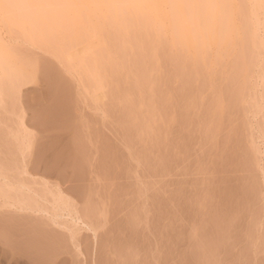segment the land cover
<instances>
[{
  "label": "rangeland",
  "instance_id": "obj_1",
  "mask_svg": "<svg viewBox=\"0 0 264 264\" xmlns=\"http://www.w3.org/2000/svg\"><path fill=\"white\" fill-rule=\"evenodd\" d=\"M224 1L226 46L196 61L170 30L149 44L134 28L122 48L106 27L117 68L103 63L99 87L77 65L98 40L61 59L0 8V172L58 184L92 227L76 251L48 221L0 209V264H264V0Z\"/></svg>",
  "mask_w": 264,
  "mask_h": 264
},
{
  "label": "bare ground",
  "instance_id": "obj_2",
  "mask_svg": "<svg viewBox=\"0 0 264 264\" xmlns=\"http://www.w3.org/2000/svg\"><path fill=\"white\" fill-rule=\"evenodd\" d=\"M192 1L13 0L12 2H8L10 3L9 5H5L4 3L6 2L3 3L2 0L0 1V8L7 11H9L8 8L11 10L7 13V15L10 16L6 15L7 21L5 23L8 22V24H6L7 26L9 25L11 26V28H26V31L20 29L22 34H25L29 40H33L34 42L40 43L42 45L44 44L47 47L50 46L51 48H54V44H56V51L54 49L53 50L55 51L54 53L57 56L59 55L58 58L62 57L61 59H65V57L63 58L64 55L61 56V54H64L62 53V50L64 51V49L70 43H72L70 44V46H77L80 44H86L88 46L93 41L98 40V44L95 47L96 51L95 49L94 51H92V49H89L88 47V52L84 55V58H82L81 60L79 59L80 63L77 62V65L82 66V64H84L82 68L80 67L81 72L83 69L84 75H87L85 76L86 78L92 76L93 78H89V80L92 78L90 83L94 80L93 85H97V87H99L105 80V77H107L106 72H114V70L112 69L117 68L115 65H113L115 64L113 59L109 61L110 63L107 61L109 66L112 63V69L107 65V63H104L106 60H109L111 58V56H109L110 54L108 55L109 50H107L108 48L107 46H105V40L103 39L104 47H102L103 45L100 44L103 43L101 39V33L104 32L103 30L106 27L112 28L111 31L114 33L115 29L113 28L117 29L116 31H118V33L121 35L120 37H118V40L120 39L121 43L125 39L126 43L123 42L124 44H121L122 48L125 46L127 47V45L129 47V44L131 45V43H128L126 39H129V34L131 31H133L134 28H136L133 31L136 39L132 36L130 37V39H135V41L137 40L138 33L135 30H138L142 32V35L145 38L144 41H149V44L153 43L154 40L157 39L161 41V38L164 37L163 35L166 33L170 34L171 31V34L167 35L169 36V38H171L169 41L173 44V48H181V50L183 49L191 53L192 56L195 57L190 59L191 55L187 54V56L189 57L186 58L192 61H196V59H200V57L201 59H203L202 57H204V51L206 50L205 46L208 47V44H214L213 46H216L217 43L222 45V43L224 44L223 41L227 42V40L220 35L222 33L220 22L223 21L224 17L222 19H219L220 17H222L221 15H225L227 13L226 8H224L225 6L223 7L225 1L205 0V2H203L204 0H196L198 3L195 0ZM200 5H204L203 7L201 6L202 9L199 8ZM4 7H6L7 9ZM223 8L225 11H223ZM7 11H5V14ZM224 12L226 13L223 14ZM3 14L4 13H2V15ZM225 17L227 18V14L225 15ZM226 18L225 20H227ZM223 24L224 23H222V25ZM111 31H107V35L111 36ZM145 35L146 37L152 39V41L146 38ZM167 35H165V37ZM219 35L222 37L220 38V40ZM130 39L128 40L129 42L131 41ZM139 40L142 41L140 38ZM139 40L137 41L140 43ZM158 40L155 42H159ZM169 41L167 40L168 43ZM67 42H69L68 45H66ZM106 42L110 43L109 40ZM171 43L169 45H171ZM62 44L63 47H61ZM219 44L218 47H220ZM99 46L103 48L104 53L101 51L102 48L99 49L100 51L98 50V48H100ZM222 46L225 47L226 45ZM105 47L107 49H105ZM170 47L172 48V46ZM97 50L99 53L102 52V54H98ZM200 50H203V54L199 53ZM94 52L97 53L95 54ZM97 54L98 56H96ZM200 54L202 56H200ZM106 56H108L109 58H107ZM69 58L70 57H67V60ZM71 59H74V57ZM103 59L106 60L102 61ZM103 63L104 65H107L108 70L112 71L108 72L106 70L107 67L103 69L105 67ZM0 69H3L1 64ZM102 69L105 71L103 72ZM101 71L103 73H101ZM104 73L105 77L102 75ZM101 75L103 76V78ZM9 82H11V80H9ZM1 174L0 204H2L0 205V209L3 210L4 208H6V211L8 212L12 210L14 213L17 212V214L20 215H31V217H37L38 219L42 220L44 219L46 222L48 221L50 226L52 225L55 230H61L62 232L64 231V233L70 237L69 242L71 244L73 243V240L76 239V235L79 234V232L83 230L89 231L92 228L91 226L87 225V223H84L85 221L83 220V218H81V216H79L80 213H78L77 210V212L73 210L75 207H73L74 203L72 202L71 196L63 193L58 184H53V186L51 185V187H49L48 183L45 180H41L42 190L41 192H38L32 188L31 183L26 182L21 177L16 178L17 180L14 179V182L13 179L12 181H9V176H7L6 178V174ZM27 174L28 172L23 169L20 173V176ZM74 243L72 244V247L74 246V250L76 249V251H79V246L74 245ZM40 259L42 258L40 257Z\"/></svg>",
  "mask_w": 264,
  "mask_h": 264
}]
</instances>
